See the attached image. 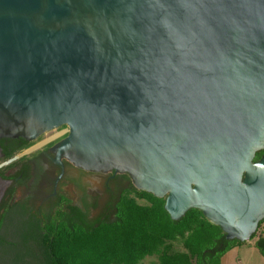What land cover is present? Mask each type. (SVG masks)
Wrapping results in <instances>:
<instances>
[{
  "label": "water",
  "instance_id": "1",
  "mask_svg": "<svg viewBox=\"0 0 264 264\" xmlns=\"http://www.w3.org/2000/svg\"><path fill=\"white\" fill-rule=\"evenodd\" d=\"M126 174L228 241L264 220V0H0V139Z\"/></svg>",
  "mask_w": 264,
  "mask_h": 264
},
{
  "label": "trees",
  "instance_id": "2",
  "mask_svg": "<svg viewBox=\"0 0 264 264\" xmlns=\"http://www.w3.org/2000/svg\"><path fill=\"white\" fill-rule=\"evenodd\" d=\"M263 154L257 153L254 161ZM129 191L132 194L120 199L113 219L90 224L59 213L56 222L37 221L21 227V245L2 240L4 223L0 218V248L7 246L15 251L23 246L25 253L13 258L17 263L40 256L39 264H140L148 257H155L157 264H221L227 252L243 245L226 240L221 229L197 210L172 221L164 210V199L133 186ZM33 244L38 255L33 254ZM254 246L264 257V236L258 237Z\"/></svg>",
  "mask_w": 264,
  "mask_h": 264
},
{
  "label": "flooded vegetation",
  "instance_id": "3",
  "mask_svg": "<svg viewBox=\"0 0 264 264\" xmlns=\"http://www.w3.org/2000/svg\"><path fill=\"white\" fill-rule=\"evenodd\" d=\"M59 140L0 139V218L27 227L56 222L59 213L76 222L113 219L130 193L126 174L86 171L66 160L55 164L49 149Z\"/></svg>",
  "mask_w": 264,
  "mask_h": 264
},
{
  "label": "rangeland",
  "instance_id": "4",
  "mask_svg": "<svg viewBox=\"0 0 264 264\" xmlns=\"http://www.w3.org/2000/svg\"><path fill=\"white\" fill-rule=\"evenodd\" d=\"M67 128L60 127L53 131L43 134L40 139L42 142L45 141H56L60 140L66 135ZM140 203H143L142 201ZM22 225H4L1 231V238L3 241L14 242L16 245L23 244L22 237L20 234V229ZM264 236V221L261 223L255 232V238L251 239L248 242H244L242 246L236 247L231 251L227 252L221 259V264H264V257L258 252L255 248L254 243L258 237ZM34 255H38L39 251L36 246ZM16 248V247H14ZM10 250L7 246L0 248V264H39L41 260L40 256L35 258H25L23 262L17 263L13 261L14 256L17 253L23 255L25 253L23 246H18L16 249ZM39 259V260H38ZM140 264H157V259L155 257L145 258Z\"/></svg>",
  "mask_w": 264,
  "mask_h": 264
}]
</instances>
